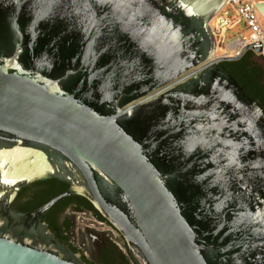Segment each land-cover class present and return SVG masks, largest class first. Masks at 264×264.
I'll return each instance as SVG.
<instances>
[{
	"label": "water",
	"instance_id": "water-1",
	"mask_svg": "<svg viewBox=\"0 0 264 264\" xmlns=\"http://www.w3.org/2000/svg\"><path fill=\"white\" fill-rule=\"evenodd\" d=\"M225 1L0 0V264H88L39 217L70 194L135 264H264V106L214 65L262 45L212 58Z\"/></svg>",
	"mask_w": 264,
	"mask_h": 264
},
{
	"label": "built area",
	"instance_id": "built-area-1",
	"mask_svg": "<svg viewBox=\"0 0 264 264\" xmlns=\"http://www.w3.org/2000/svg\"><path fill=\"white\" fill-rule=\"evenodd\" d=\"M257 1L259 0H226L209 19L208 28L212 32L215 46L212 58L235 57L243 47L258 41L262 45L261 51L258 53L264 57L263 19L256 8ZM241 24L243 29L232 37L226 36L227 31L233 30ZM247 49L252 48L243 49L242 52ZM76 215L88 221L85 226L104 232L122 252L126 251L122 236L106 220L98 218L92 212H77ZM73 245L87 257L86 251L82 250L81 246L74 243Z\"/></svg>",
	"mask_w": 264,
	"mask_h": 264
},
{
	"label": "flooded vegetation",
	"instance_id": "flooded-vegetation-1",
	"mask_svg": "<svg viewBox=\"0 0 264 264\" xmlns=\"http://www.w3.org/2000/svg\"><path fill=\"white\" fill-rule=\"evenodd\" d=\"M215 66L222 68L223 70H225L226 72L230 73L231 76L233 77V73H238V72H243L245 73V75L248 77L249 82L255 86V88H257V90L260 92H264V57L252 50V49H247L245 51H243L240 55H238L237 58L235 59H223V60H219L217 62L214 63ZM234 78V77H233ZM235 79V78H234ZM241 86V85H240ZM242 87V86H241ZM243 89V88H242ZM244 91V90H243ZM246 93V92H245ZM250 96V95H249ZM251 97V96H250ZM254 99V98H253ZM257 100V99H256ZM50 177H46L44 179H47ZM41 179V180H44ZM41 180H35L33 182L36 181H41ZM31 183H27L22 185L18 190H17V194L15 196V198L17 197L19 191L26 187L29 186ZM41 186V185H40ZM69 187V185L67 184V188ZM61 193V192H60ZM59 193H54L52 195H50L49 197H47L42 203H40L39 205H37L35 208L39 207L40 205H42L43 203H45L47 200H49L50 198H52L53 196L57 195ZM67 196V195H66ZM68 196H71L72 201H75V194H70ZM64 197V196H62ZM60 197L59 199H57L50 207L49 209L40 214V219L45 222L48 226V222L45 218L46 215L51 216L52 218H57L58 221L61 224H65L67 221L68 223H70L71 228L68 230L60 231L59 227H52L50 228L48 226V228L51 230L52 234L54 235L55 238H57V240L61 243H64L66 245H73V243L71 242V238H70V233L72 231L73 228V220L71 219V217H73V215H75L77 212H92L90 210H77L75 208V205L68 202H61L59 203L58 201L62 198ZM14 198V200H15ZM13 203V202H12ZM57 203V204H56ZM12 208V207H11ZM33 208V209H35ZM14 209V208H13ZM31 209V210H33ZM93 213V212H92ZM66 219V221H65ZM102 232V231H101ZM103 234H94L91 233V240L95 245V249H96V257L97 259L104 257V256H116L119 257V253H118V247L106 236V234L104 232H102ZM63 234L68 235L69 236V240L65 243L64 241H62L63 239ZM104 235V236H103ZM116 247H114V246ZM70 247V246H69ZM75 247V246H74ZM71 248V247H70ZM72 249V248H71ZM75 251V250H74ZM79 252V251H78ZM80 253V252H79ZM81 254V253H80ZM91 261V260H90ZM93 262V261H91ZM94 263V262H93ZM96 264V263H95Z\"/></svg>",
	"mask_w": 264,
	"mask_h": 264
},
{
	"label": "trees",
	"instance_id": "trees-1",
	"mask_svg": "<svg viewBox=\"0 0 264 264\" xmlns=\"http://www.w3.org/2000/svg\"><path fill=\"white\" fill-rule=\"evenodd\" d=\"M233 77L238 82V84L242 86L244 92H246L252 98L259 100L264 106V92L262 91L259 92L257 88H255V86H253L249 82V79L245 75V73L243 72L233 73ZM66 190H67V183L58 178L50 177V178H47L41 181H36L30 184L29 186L22 188L19 191L17 197L11 204V207L14 209L20 210V211H28V210L35 208L40 203H42L50 195L54 193L64 192ZM71 198H72L71 196L67 195V196L62 197L58 202L59 203L65 202V201L66 203L70 202L75 205V208L77 210H90L98 218L103 219L100 216V214L93 208L91 203L84 197L79 196V195L75 196V201H72ZM43 218L47 220L48 226L50 228L54 226L59 227V228L61 227L60 231H63V232L71 228V225L70 223H68V221L65 224H61L57 218H52L51 216H48V215H46ZM68 240H69V236L63 234L62 241L66 243ZM69 246L73 250L79 251L76 247L72 246L71 244ZM125 250L127 251L126 246H125ZM118 253H119V257H116V256L101 257L97 259L96 264H135L130 258L129 254L127 255L126 252H122L120 249H118ZM81 256L88 264H95L91 262L84 255L81 254Z\"/></svg>",
	"mask_w": 264,
	"mask_h": 264
},
{
	"label": "rangeland",
	"instance_id": "rangeland-1",
	"mask_svg": "<svg viewBox=\"0 0 264 264\" xmlns=\"http://www.w3.org/2000/svg\"><path fill=\"white\" fill-rule=\"evenodd\" d=\"M262 25L264 27V20L262 21ZM241 29H243L242 24L233 30L227 31L226 36L232 37ZM71 219L73 220V228H72V231L70 233L71 242L74 243L75 245L81 246L82 250L86 251L88 259L93 261L94 263H97L96 249H95L94 243L91 240L90 234L91 233L103 234V233L98 229H94V228H90V227L85 226V223L88 221L86 219H82L81 217H78V215H76V214L73 215V217H71ZM125 252L128 255V252L127 251H125Z\"/></svg>",
	"mask_w": 264,
	"mask_h": 264
}]
</instances>
